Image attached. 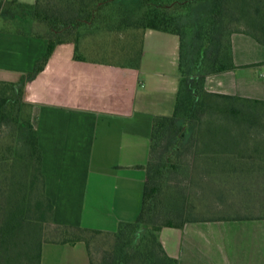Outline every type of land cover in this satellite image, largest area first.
I'll return each instance as SVG.
<instances>
[{"label": "trees", "instance_id": "1", "mask_svg": "<svg viewBox=\"0 0 264 264\" xmlns=\"http://www.w3.org/2000/svg\"><path fill=\"white\" fill-rule=\"evenodd\" d=\"M120 1L35 0L28 4L0 0V28L20 31L25 20H32L44 24L48 41L47 51L32 71L18 82H0V127L17 121L11 115L12 106L17 97L21 99L25 79L44 67L59 42L71 41L74 56L79 59L136 66L147 28L175 33L180 38V82L175 109L172 115H157L153 119L142 206L137 218L121 222L115 230L55 222L53 203L44 190L42 152L36 128L29 119L22 124L26 125L25 145L28 146L22 181L13 177L18 158L12 148L6 149L8 154L0 151V264H41L45 243L76 242L85 244L88 264H130L132 261L178 264L177 258L166 253L159 239L158 232L163 227H182L188 221L264 218V98L215 92L204 87L208 75L237 67L232 56V33H246L264 45V0H131L130 4ZM86 30L103 39L107 36L105 33H117L112 40L114 44L108 48L99 46L107 59L90 58L79 52ZM119 56L124 60H113ZM178 119L182 120L181 128L193 125L189 135L193 163L188 172L202 186L195 190L191 185L187 191L181 187L175 192L173 204L160 205L155 196V178L160 168L167 169L173 161L166 155L161 164L153 162L156 138L165 127L175 126ZM9 172H12L11 179ZM254 179L262 190L257 196V205L254 204L256 214L250 212L252 204L246 201L242 203L249 209L244 214L239 209L235 215L214 210L226 203L228 192L238 189L245 193L243 196H251ZM195 192L203 196L198 199L193 195ZM184 196L196 199L186 205ZM204 196H217V200L207 202L202 199ZM202 206L208 211L211 209V214H199L198 208ZM141 226H146V230L136 241V232ZM98 236L112 240L110 249H104L99 259L92 253Z\"/></svg>", "mask_w": 264, "mask_h": 264}, {"label": "crops", "instance_id": "2", "mask_svg": "<svg viewBox=\"0 0 264 264\" xmlns=\"http://www.w3.org/2000/svg\"><path fill=\"white\" fill-rule=\"evenodd\" d=\"M23 25L33 28H0V82H18L47 51L44 27ZM231 41L237 67L208 75L206 89L263 99L264 45L243 32ZM179 47L177 34L147 28L134 66L76 58L74 44L62 41L25 79L55 222L115 230L137 218L153 119L175 106ZM158 235L178 264H264V218L188 221Z\"/></svg>", "mask_w": 264, "mask_h": 264}, {"label": "rangeland", "instance_id": "3", "mask_svg": "<svg viewBox=\"0 0 264 264\" xmlns=\"http://www.w3.org/2000/svg\"><path fill=\"white\" fill-rule=\"evenodd\" d=\"M120 2L124 4L125 3L130 4L133 1L121 0ZM30 21L33 22L34 24H38L39 26L42 27L44 26V24L42 23H38L32 20ZM23 28L32 29L33 26L32 25L24 26ZM83 33L84 35L80 43L79 52L83 53L86 57H90V58L97 57L98 59L99 58L107 59V55L103 51L104 49H99V46H107L105 48H108L109 45L114 44L112 40L114 37H116L117 33L116 34L105 33V35H107L105 39H103L100 35H93L94 32L92 33L91 30H86ZM118 34L122 35V33L120 32ZM108 58L109 60H112L110 57ZM113 60L123 61L124 58H121L119 56V57H115V59ZM205 81H204V87H205ZM175 104H176V100H175ZM12 108L13 109L11 115L13 116V118H16L17 121L16 122L9 121L10 122L9 126L3 125L2 127H0V151L2 150L6 151V149L8 150V148L10 147L12 148V152L14 151V155H17L18 158L17 161L14 163L16 166L14 168L13 177H15L14 178L15 180L20 179L22 181L26 173V168L23 162L25 160L24 156L26 155L25 154L26 148L28 147L25 145L26 125L23 127L22 124L23 122H26L30 119L31 107L23 99V94H22L20 100L17 97ZM174 109L170 114H166V115H172ZM181 122L182 120L178 119L177 124L175 126L165 127L163 132L159 133L158 137L156 138L157 147L153 154V162L161 164L163 161V157H165L166 155H168V157H170L171 160L173 161V164L169 165L167 169L164 168L161 170L160 168L161 171L159 170L155 178L156 180L155 182L157 184V191L155 193L156 194L155 196H158L160 205L173 204L172 202L176 198L175 192L178 191L181 187L183 188L184 191H187L185 189L186 188L188 189V187L191 185L194 186L195 190H200L202 186L200 181L194 178V176L189 177L190 173L188 172V169L191 168L193 163L192 155L189 153V150L192 147L189 145L190 142L189 135L190 132L193 130V125H189L188 127L181 128ZM6 154H8L7 151ZM20 156H22V158ZM8 175H9L8 176L9 179H11L12 172H9ZM251 183H252L251 196H243L245 193L237 189V191H234L232 193L229 192L227 193L229 195L225 197L226 199L225 204L221 206L220 205L217 206L214 203L217 206V209H214V207L212 206H209L208 208L212 207L215 211L217 210V212L223 214H231V215H235L236 209H239L240 210L239 212L244 214L247 212L249 208H251L250 212L256 214L257 211H255L256 210L255 205H257L258 203L256 199L257 196H260V194H262L261 193L262 190H260V187L258 186L257 181H255V179L254 181L251 180ZM193 195L195 197L198 196L197 197L198 199H200L199 196H203V194L197 195V192L193 193ZM194 196H184L183 199L186 200L187 202L186 205H188L189 203L193 202L196 199ZM216 197L217 196H204L202 199L204 201L208 200L207 202H212L213 200H217ZM244 201H246L247 204L249 205L252 204V206L248 208V205L246 203L245 204L242 203ZM198 210H199L198 213L202 215H209L212 212L211 209H209L210 211H208L206 206L199 207ZM145 230H146V226H141L137 230L136 241L138 240L139 235L143 234ZM96 239H97L96 242H94V244L92 245V251H93L92 253L95 258L99 259L100 257H102V254H104V249L106 248L110 249V247L112 246V240L111 237L108 236H98ZM42 264H87V251L85 244L83 242H76L73 244L45 243L42 252ZM130 264H137V263L132 261L130 262Z\"/></svg>", "mask_w": 264, "mask_h": 264}]
</instances>
